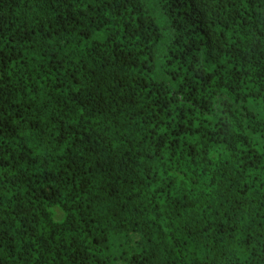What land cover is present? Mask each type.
I'll return each instance as SVG.
<instances>
[{"label":"trees","instance_id":"trees-1","mask_svg":"<svg viewBox=\"0 0 264 264\" xmlns=\"http://www.w3.org/2000/svg\"><path fill=\"white\" fill-rule=\"evenodd\" d=\"M0 28V264H264V0H0Z\"/></svg>","mask_w":264,"mask_h":264},{"label":"snow or ice","instance_id":"snow-or-ice-1","mask_svg":"<svg viewBox=\"0 0 264 264\" xmlns=\"http://www.w3.org/2000/svg\"><path fill=\"white\" fill-rule=\"evenodd\" d=\"M61 0H56V3H60ZM77 2H79V0H77ZM177 2H179V0H177ZM190 0H185V4L189 3ZM96 3L99 5L100 4V0H96ZM129 3H131V0H103V6L105 8H112L114 5L118 6V7H122L125 10H127ZM132 15H134V13H132ZM63 22V20L61 21ZM101 26H103V21L101 23ZM130 27V25H129ZM97 31H99V27L96 29ZM142 31V29L137 28L135 30H132L130 32H127L126 35L124 36V39L127 40L129 38H131L132 40H135L136 37L139 35V32ZM32 35H35V33H32ZM111 36L116 37L120 35L119 31L110 33ZM29 43H31V40L29 39L28 41ZM113 43H115V41L113 40ZM15 45H16V41L15 40H6L5 36L3 34V29L0 28V138L2 139H7L9 137H5V131L7 130V117H8V113L3 111V103L6 101L7 97L11 94L8 91H6V89L11 85V76L12 73L9 71V65H13L14 61L19 60L20 57L16 55V49H15ZM5 50L8 51V55H5ZM55 70V69H53ZM69 80L74 81L73 86L76 88V93H78V95L73 94V98L77 101H79L80 97H83L84 100L83 102H77L74 104L75 108H78L81 110L80 112V121L78 122H82L85 114L88 115H92L93 113H95L96 109L93 106V101L95 100V96L92 94V92H90L88 89H82L80 86V83L78 80H76L75 76H69L68 77ZM58 85H59V80H58ZM188 85L186 84L185 87H187ZM146 87V85H145ZM24 89L22 88H15L14 91L16 92H20L23 91ZM57 91H59V87L56 88ZM69 91H71V87H69ZM233 92H235V90H233ZM87 93V95H86ZM191 99V97H189V100ZM253 100H259L262 103H264V93H262L261 96L258 97H253ZM172 103H176L175 100H171ZM235 102V101H234ZM187 103V101L185 102ZM231 110V105L225 103V111L226 112H230ZM245 113L248 112V99L246 97L245 99V108H244ZM75 114V113H74ZM94 118V116H93ZM246 119H250L252 121L256 120V116L255 115H246L245 117ZM168 119H169V123H171L172 121V116H171V112L168 113ZM205 119H207V117H205ZM262 121H264V115H262ZM25 121H23V119L21 118V123H24ZM220 124L223 125L224 127H227V125H224L223 121H220ZM197 127H200V125H197ZM258 127H260V133L257 134L255 131H253L251 128L248 129L249 132H251V134L253 136H258V139H264V126H260L258 125ZM20 130V126L17 125V128L15 129V131H12L10 133V135L12 137H15V133L16 131ZM219 132V135L223 138V132L219 131V129L217 130ZM73 133H69V135H72ZM75 135H79V133H76ZM18 139V137H17ZM206 140H208V137H205ZM209 143L213 144V145H217L219 143V141L217 140H209ZM223 143L225 145L228 144L227 139L223 140ZM226 150H230V151H235V149H226ZM245 150L248 151V155H251V151L247 149V145H245ZM205 155H207V151H205L204 153ZM13 160L16 159V157H12ZM211 159V158H210ZM247 161V155L240 157L237 160V164H238V168H244L246 170V167H250L251 165H246L245 162ZM195 161H193L194 163ZM144 179L150 181V182H154L152 180V174L149 173L148 175H146L144 177ZM192 183H196L195 178H193ZM150 186V185H149ZM167 187H171V184L167 185ZM207 230V228L205 229ZM55 242V241H53ZM3 247V241L0 240V248Z\"/></svg>","mask_w":264,"mask_h":264}]
</instances>
